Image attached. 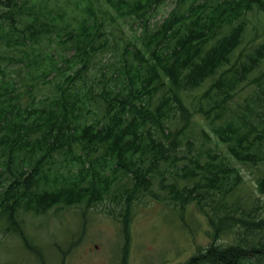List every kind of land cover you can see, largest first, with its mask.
<instances>
[{"label":"trees","instance_id":"obj_1","mask_svg":"<svg viewBox=\"0 0 264 264\" xmlns=\"http://www.w3.org/2000/svg\"><path fill=\"white\" fill-rule=\"evenodd\" d=\"M165 1L0 0V217L10 227L22 211L91 207L118 184L129 205L131 176L137 187L161 179L168 195L198 199L212 240L229 221L264 234V222L248 216L255 203L238 200L239 212L221 214L243 183L239 167L222 152L179 149L177 139L199 112L237 165L264 167V36L249 31V16L264 13V0H173L169 16L151 26ZM129 21L141 23L139 44L117 33ZM108 55L113 59L98 67ZM244 86L254 89L250 99L234 100ZM170 159L169 177H151ZM224 170L235 178L227 189ZM179 180L200 181L207 196L178 191ZM256 184L264 193V176ZM202 258L261 262L264 241L222 250L212 242Z\"/></svg>","mask_w":264,"mask_h":264},{"label":"rangeland","instance_id":"obj_2","mask_svg":"<svg viewBox=\"0 0 264 264\" xmlns=\"http://www.w3.org/2000/svg\"><path fill=\"white\" fill-rule=\"evenodd\" d=\"M174 6L173 0H166L159 5L157 13L151 20V26L162 24ZM249 18L251 19L249 31H256L264 36V13L251 14ZM140 25L141 23L133 21L126 24L123 22L120 24V29L123 30L117 33L129 40L127 44H139L135 39L141 33ZM112 59L108 55L107 58L98 60V67ZM94 72L101 81L100 72L97 70ZM263 72L264 70L259 75ZM251 82L256 85L255 79ZM253 90L246 86L243 89L239 88L237 91L239 94H235L234 100L239 102L249 100ZM44 91L48 92V89ZM187 100L190 108L194 106L192 110L196 112L195 108L198 105L196 99L189 96ZM194 121V124L177 137L181 143L179 149L222 152L239 167V172L243 176V183L238 189H233L230 201L222 208L221 214L237 210L239 200L243 203H255L258 209L250 212L248 216L253 221L264 222V193L256 184V179L264 176V167L254 169L237 165L225 145L216 146L217 141L209 120L197 112ZM0 128L2 129L1 126ZM203 129H207L212 135L208 137L202 135ZM2 131L6 133V130ZM173 131L174 134L177 133V130ZM147 161L145 167L149 164ZM171 161L170 159L161 162L151 173V177L163 175L169 177V169L174 166ZM224 172L227 189L235 182L234 172L227 170ZM109 173H112V168H109ZM119 177L120 174L117 180ZM129 178L125 185L134 193L129 205L127 195L125 194L123 198L120 195L123 192V185L118 184L109 196L91 207L85 204L58 206L59 208H51L43 214L22 211L18 214L15 229L5 222L3 216L0 217V264H185L195 259L196 264H206L202 256L212 242L222 250L226 245L238 243L246 245L253 239L264 241V234L254 235V230L241 229L230 221L225 230L219 233L220 238L212 240L207 234L211 230L208 217H205L198 207V199L186 202L181 197L176 198L175 194L168 195L160 188L159 182L167 184L161 179H156L145 189V186L137 187L132 177ZM179 184L180 192L185 194H188V191L198 192L200 198L207 196L208 191L200 181L193 185L188 181L179 180ZM185 184L189 186L182 187ZM213 194L220 198L218 192ZM128 208L130 212L126 214ZM126 217L128 229H125L123 224ZM256 229L263 231L261 227ZM16 230L18 234L15 233ZM20 233L26 239H22ZM24 240H28L29 245ZM246 264H264V260L260 262L250 259Z\"/></svg>","mask_w":264,"mask_h":264}]
</instances>
